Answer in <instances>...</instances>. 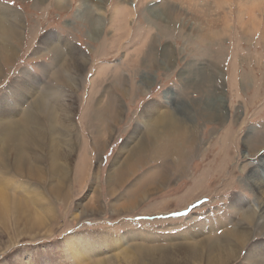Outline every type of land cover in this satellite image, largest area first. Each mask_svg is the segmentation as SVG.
<instances>
[{
    "label": "rangeland",
    "instance_id": "obj_1",
    "mask_svg": "<svg viewBox=\"0 0 264 264\" xmlns=\"http://www.w3.org/2000/svg\"><path fill=\"white\" fill-rule=\"evenodd\" d=\"M97 1L104 11L101 19L96 8L86 5L87 0H0L1 8L18 14L22 34L14 61L2 65L0 97H4L0 100L4 103L12 97V85L16 86L13 80L27 72L38 79V93L54 86L62 90L65 102L69 104L71 100L79 138L70 165L71 194L63 202L52 199L58 211L49 224L30 232L21 226L4 229L0 224V264H72V246L65 239L97 238L99 233H107L113 240L97 245L99 240L95 243L91 238V249L81 248L89 258L93 256L88 262L93 258L121 257L136 244L198 246L235 227L246 209H237L240 199L258 204L248 173L264 158V10L255 14L256 19L248 20L243 9L244 26L232 17V27L206 43L196 31L168 28L151 15L147 5L152 2L148 0H133L131 4L129 0ZM125 6L130 8L129 13L117 15ZM49 35L52 39L46 41L59 46L61 60L53 48L43 43ZM150 49L155 53V66H148L146 61ZM165 51L170 55L168 59ZM80 62H85L84 66L70 73L74 85L63 89L62 78L67 80L69 75L66 67ZM62 65L65 68L61 70ZM56 71H61V79L55 84ZM115 73L124 76L123 82L132 87L128 96L116 88L119 80ZM168 90L173 91V99L164 104L163 94ZM105 92L117 96L122 114L112 125L103 148L94 150L90 127L95 117L91 111L99 99L103 101ZM33 95L17 103V113L33 100ZM212 101L215 113L207 109ZM147 102L158 103L160 109L169 108L182 118L181 124L195 128L197 142L191 156L181 159L182 172L172 174L167 183L152 190L132 211L116 213L110 204L143 172L138 171L113 194H109L113 183L107 181L108 174L118 148L123 145L117 164L140 138L141 134L129 136L135 126L144 128L141 117ZM85 144L88 173L84 180L76 179ZM244 152L248 155L244 156ZM19 180L22 184L31 182ZM93 196L100 199L102 211L75 216L84 206L91 208ZM253 235L248 244L264 241V235ZM117 238L122 243L115 241ZM242 258L243 254L231 264L242 263ZM254 259L249 263L254 264Z\"/></svg>",
    "mask_w": 264,
    "mask_h": 264
},
{
    "label": "bare ground",
    "instance_id": "obj_2",
    "mask_svg": "<svg viewBox=\"0 0 264 264\" xmlns=\"http://www.w3.org/2000/svg\"><path fill=\"white\" fill-rule=\"evenodd\" d=\"M129 1L131 4L133 0ZM148 1L152 2L147 5L149 11H152L151 15L166 23L168 28L170 26L175 30L187 28V30L196 31L206 43L225 34L224 32L232 27L234 17L237 24L244 26L246 23L243 19L244 14L248 20H254L256 19L255 14L264 10V0ZM86 5L91 6L92 9L96 8L97 17H100L98 19L104 16L102 3L100 5L97 0H87ZM243 9L246 12L244 11L245 13L242 15ZM129 11L130 8L125 6L121 12L118 10L117 15H122L124 12L128 14ZM17 17V13H10L6 8L0 7V78L3 75L2 65L11 64L17 56L22 35L21 24ZM121 21H124V17H121ZM50 39L52 36L49 35V38H45L43 43L47 44V47L53 48L61 60L63 55L59 51V46L53 44L54 41L52 43L46 41ZM71 51L74 52V50ZM166 51H169L168 48ZM154 54L151 49L150 53L146 54L148 66H155ZM165 56L168 59L170 55L166 52ZM84 64L85 62H80L77 65L70 63L66 67V72L69 74L67 80L62 78L64 86L61 85L62 83L58 85L63 86L62 88L65 90L74 85L72 84L74 78L70 73L73 70L81 69ZM62 68L64 69L65 66L62 65L61 70ZM59 72L61 71L55 72V84L61 79ZM115 74L119 80L116 83V88L124 96H128L132 87L128 86V82H123L124 76L122 77L120 73ZM23 75L22 78L13 80L16 83V86L12 85L15 89L10 91L13 100L12 97L8 99L11 101L5 100L4 103L0 100V224L4 229H8V227L16 229L21 226L23 230L27 229L30 232L41 224H49V220H54L58 209L55 210L52 199L63 202L71 194L69 180L72 177V166L70 165L74 162L73 156L76 154L75 149L79 138L71 100L68 101L69 104L65 102L62 90L60 91L54 86L46 89L44 87L45 90L38 93V84H36L38 79L27 72H24ZM34 92H37L36 97L33 95ZM27 95H31L30 97L33 95V100L19 108L17 113V103L25 101ZM3 97L2 95L0 98ZM116 97L113 92H105L103 101L102 98L99 99L98 105L92 108L91 113L95 120L90 129L94 133L92 141L94 150L103 148L112 132V125L122 114L121 104ZM163 99L164 104L171 101L173 91H165ZM218 100L222 101V98L219 97ZM100 103L102 106H99ZM213 103L212 101L207 109L215 113L217 111L212 108ZM142 111L141 119L143 118L144 128L135 126L132 135L129 136L134 137V134H141L140 138L132 148H129L125 159L117 164V158L123 152H121L123 145L118 148L108 174L109 180L107 181L113 183L109 194H113L138 171L142 169L143 172L130 188L128 187L110 204L116 213L132 211L136 205L144 201L152 190L155 191L156 188L167 183L172 174L182 172L181 165L184 166V164L181 159L191 156V151L195 149L194 146L197 142L195 128L190 126L187 128L181 124L182 118H178L177 114H174L169 108L160 109L158 103L147 102ZM84 149L76 168L74 176L76 179L84 180L88 173L86 168L89 156L86 153V144ZM243 154L244 156L248 155L246 152ZM174 156L175 158H173ZM175 163H179L178 168L175 167ZM19 179H27L31 182L22 184ZM248 179L255 186L258 204L250 205L244 199H240L237 209L243 207L246 209L240 220L235 223V227L227 229L223 236L215 235L198 246L185 245L184 243L166 248L136 244L134 247L131 246L129 251L125 250L121 257H115L116 259L111 256L102 259L93 258L91 262L88 260L93 256L89 258L81 248L91 249L90 244L93 243L91 238L95 243L99 240L97 245L113 239L107 237V233H99L97 238L94 236L90 238L70 236L65 239V242L72 246L70 252L72 264H81L82 262L84 264H168V262L231 264L242 254L243 261L240 264H250L253 257H256L253 260L254 264H264V241L255 240L250 244L247 243L254 238V233L264 235V158L259 167L249 170ZM90 202L91 208L86 205L76 212L75 216L102 211L98 196H93ZM118 240L122 243L120 238L115 241ZM18 264H23V262Z\"/></svg>",
    "mask_w": 264,
    "mask_h": 264
}]
</instances>
